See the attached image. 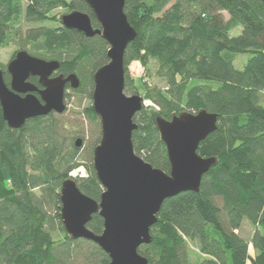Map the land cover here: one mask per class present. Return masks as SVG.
Instances as JSON below:
<instances>
[{"label": "trees", "instance_id": "trees-1", "mask_svg": "<svg viewBox=\"0 0 264 264\" xmlns=\"http://www.w3.org/2000/svg\"><path fill=\"white\" fill-rule=\"evenodd\" d=\"M58 9L85 13L99 29L83 0H0V47L15 45L58 62L64 76L76 75L77 92L89 101L83 118L97 137L81 162L83 139L67 141L60 114L12 130L0 107V264H109L95 243L65 233L59 197L62 182L78 169L83 175L74 181L81 193L99 202L103 191L92 164L101 138L92 92L93 74L108 63L109 46L100 35L87 38L64 28L62 16L53 15ZM124 14L136 32L124 53V93L139 96L143 86L153 108L134 116L135 155L169 174L156 119L170 121L184 112L217 116L216 130L197 149L199 157L215 159L214 166L197 193L163 202L151 242L139 255L147 264H264V0H125ZM240 54L250 58L238 71L233 62ZM132 63L161 89L131 79ZM0 70L8 86L6 66ZM193 79L219 85L187 89ZM244 221L252 228L249 239L240 233ZM87 228L100 235L103 220L93 215Z\"/></svg>", "mask_w": 264, "mask_h": 264}, {"label": "water", "instance_id": "water-1", "mask_svg": "<svg viewBox=\"0 0 264 264\" xmlns=\"http://www.w3.org/2000/svg\"><path fill=\"white\" fill-rule=\"evenodd\" d=\"M99 29L81 12L61 17V25L87 38L100 35L108 44V63L93 74L92 107L100 120L101 138L93 151V168L103 191L99 202L80 192L72 179L62 182L59 192L60 220L73 240L95 243L108 257L109 264H147L138 249L151 242L150 229L157 222L163 202L181 193L199 191L201 179L215 159L197 155L199 144L216 130L217 116L207 112L181 113L170 121L156 119L160 139L170 164L169 174L153 168L134 153L132 133L137 129L134 116L142 109V98L124 93V53L136 38L124 14L125 0H83ZM60 68L56 61H45L18 51L7 64L9 87L0 70L2 118L12 130L31 119L64 113L66 87L76 90V75L52 77ZM37 78L38 89L29 82ZM37 95V96H36ZM81 147V140L74 143ZM98 214L103 220L100 235L87 225Z\"/></svg>", "mask_w": 264, "mask_h": 264}, {"label": "rangeland", "instance_id": "rangeland-1", "mask_svg": "<svg viewBox=\"0 0 264 264\" xmlns=\"http://www.w3.org/2000/svg\"><path fill=\"white\" fill-rule=\"evenodd\" d=\"M66 13L67 12H65L64 10L58 9L53 13V15H55L57 18H60L61 16L66 15ZM47 26L52 27L53 25L47 24ZM17 52L18 48L12 44L7 47H0V66H6L14 58V55ZM249 58V54L236 55L233 62L234 68L238 71H241ZM128 74L129 77L135 81L141 79V82L145 83L150 88L153 86H158L161 89L162 87V84L157 79L152 78L151 75L145 72L144 68L141 67L138 63H132L129 65ZM197 85H208L212 88H216L219 84L215 81L193 79L188 82L187 89ZM137 90L139 93L138 95L143 100L142 108H145L146 110H152L153 108L151 106V102L145 97L143 86L142 88H138ZM262 98L264 103V92L262 94ZM88 103L89 101L83 93H78L77 89L72 90L68 88L66 89L64 95V104L66 109L63 114H60L58 116L60 123H62L67 130L68 142L71 137H81L83 139V145L81 147L82 149L80 150L79 154V159L81 162H83L84 157L87 156V150L89 151L97 137V133L94 131L93 125L90 124L85 118H83L82 115L83 109L87 106ZM82 171L83 170L81 169L74 170L69 174L68 178L72 180L77 179L78 177L83 175ZM242 226L243 228L240 231L241 235L249 239L252 234L251 226L247 223V221H244ZM250 252L252 253V251Z\"/></svg>", "mask_w": 264, "mask_h": 264}, {"label": "flooded vegetation", "instance_id": "flooded-vegetation-1", "mask_svg": "<svg viewBox=\"0 0 264 264\" xmlns=\"http://www.w3.org/2000/svg\"><path fill=\"white\" fill-rule=\"evenodd\" d=\"M7 66V65H6ZM6 73H7V71H6ZM2 74H3V72H2ZM7 75L9 76V74L7 73ZM57 75H60V73H59V70L56 72V73H54L53 74V76L52 77H55V76H57ZM10 76H9V85H10ZM30 80H36V83H37V78H30L29 79V82L30 83H32ZM32 84H34V83H32ZM9 85H8V87H9ZM35 85V84H34ZM37 85H38V83H37ZM36 86V85H35ZM39 86V85H38ZM37 87V86H36ZM38 88V87H37ZM69 87L67 86L66 87V89H68ZM38 89H42L40 86H39V88ZM37 96V95H36ZM51 114H54V113H51Z\"/></svg>", "mask_w": 264, "mask_h": 264}]
</instances>
